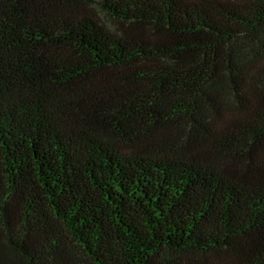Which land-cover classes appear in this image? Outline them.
Segmentation results:
<instances>
[{
	"label": "trees",
	"instance_id": "trees-1",
	"mask_svg": "<svg viewBox=\"0 0 264 264\" xmlns=\"http://www.w3.org/2000/svg\"><path fill=\"white\" fill-rule=\"evenodd\" d=\"M0 264H264V0H0Z\"/></svg>",
	"mask_w": 264,
	"mask_h": 264
}]
</instances>
